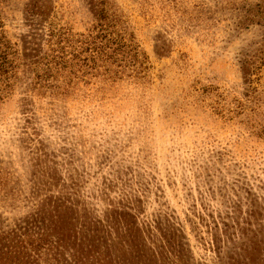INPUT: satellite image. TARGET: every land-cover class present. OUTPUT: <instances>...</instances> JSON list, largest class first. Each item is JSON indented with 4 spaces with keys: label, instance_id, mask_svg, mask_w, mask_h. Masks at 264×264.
<instances>
[{
    "label": "rangeland",
    "instance_id": "374dc122",
    "mask_svg": "<svg viewBox=\"0 0 264 264\" xmlns=\"http://www.w3.org/2000/svg\"><path fill=\"white\" fill-rule=\"evenodd\" d=\"M0 33V235L36 264H264V0H0Z\"/></svg>",
    "mask_w": 264,
    "mask_h": 264
},
{
    "label": "trees",
    "instance_id": "16d2710c",
    "mask_svg": "<svg viewBox=\"0 0 264 264\" xmlns=\"http://www.w3.org/2000/svg\"><path fill=\"white\" fill-rule=\"evenodd\" d=\"M100 29L104 31L101 24H100ZM51 36H53V34H50V37ZM97 38H99V36ZM105 38L106 36H104V39ZM60 41L66 42L67 43L66 47H70L71 49L73 48V46L69 44H72L73 41L67 37L58 36L56 41L52 43V45H56L58 47V51H56V53L58 54L57 55L53 54L52 62H55V65L61 64V66L64 67V65L62 64L63 54L60 51L61 49H64V47H60V43H59ZM78 42L81 43V41ZM108 42L110 44H116L115 39L108 40ZM91 43L94 44V47L92 48L94 52L97 51L98 53L107 56L103 51L104 50L103 47H107L106 44L104 46H96L94 42ZM125 46L126 44L123 43L122 47L125 48ZM51 50L54 52L53 49ZM13 56H14V52L11 51V47L9 43L6 41L5 36L2 35V33H0V84L2 85L5 84V87H6V82H8L9 79L8 72L12 69V63H13V61L9 58L10 57L13 58ZM57 59L59 62L54 61ZM39 241L41 242V237H38L36 239V242L33 241V242L25 243L22 240L16 238L14 236L13 231L8 235H0V264H36L35 260L32 259V256L29 254V251L31 250L33 252V250L29 249L27 246L33 248V243H35L36 247H39V244H36Z\"/></svg>",
    "mask_w": 264,
    "mask_h": 264
}]
</instances>
